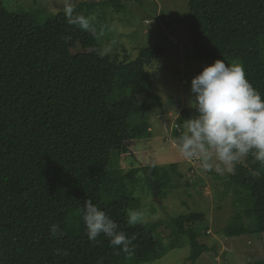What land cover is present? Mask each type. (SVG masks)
Returning a JSON list of instances; mask_svg holds the SVG:
<instances>
[{"label": "trees", "instance_id": "16d2710c", "mask_svg": "<svg viewBox=\"0 0 264 264\" xmlns=\"http://www.w3.org/2000/svg\"><path fill=\"white\" fill-rule=\"evenodd\" d=\"M187 2L188 15L180 22L187 28L192 58L239 60L264 99V0ZM87 6H76L75 13ZM160 51L141 48L136 58L117 61L101 55L98 37L69 25L63 11L37 24L0 3V264H140L169 250L146 225L127 223L128 199H102L103 189L114 182L113 152L134 155L137 140L150 136L144 122L132 118L161 106L145 69ZM139 93L147 100L138 102ZM193 114L195 109H183L176 120L184 124ZM171 134L179 140L183 132ZM142 170L146 184L158 193V167ZM228 182L235 192L245 191L247 203L241 202L221 233H263L260 162L250 153L244 163H235ZM87 198L119 231L134 237L130 253L110 247L103 234L95 242L87 239L80 214ZM202 220L199 212L172 218L176 236L188 240L189 264L210 250L193 228ZM53 223L63 235L50 237ZM56 249L67 255L55 254ZM246 264H264V259Z\"/></svg>", "mask_w": 264, "mask_h": 264}, {"label": "rangeland", "instance_id": "374dc122", "mask_svg": "<svg viewBox=\"0 0 264 264\" xmlns=\"http://www.w3.org/2000/svg\"><path fill=\"white\" fill-rule=\"evenodd\" d=\"M11 13H23L37 24L63 11L64 0H1ZM90 20L85 30L94 33L103 52L117 61L134 59L141 48H160L158 56L145 67L152 89L161 106L152 105L143 116L135 114L133 123L144 122L150 136L137 140L134 155L113 152L114 182L103 189L102 199H128L127 213L142 215L141 224L152 231L159 244L169 250L160 258L140 264H189L190 246L185 236L177 237L172 218L191 212L203 214L193 224L198 240L210 250L195 264H246L264 259V232L226 237L221 230L233 214L247 203L245 191L235 192L228 182L234 165H226L214 156L205 163L199 158H185L178 149L173 130L185 131L177 122L181 110L191 108V78L212 62L194 60L188 31L181 19L188 15L187 0H75ZM264 56V54H263ZM239 64L237 59H225ZM131 94V91H126ZM138 102L146 95H136ZM245 157L236 163H244ZM158 167V193L146 184L142 168ZM264 170V163H260ZM195 182V183H194ZM242 200V201H240Z\"/></svg>", "mask_w": 264, "mask_h": 264}, {"label": "clouds", "instance_id": "9594fccd", "mask_svg": "<svg viewBox=\"0 0 264 264\" xmlns=\"http://www.w3.org/2000/svg\"><path fill=\"white\" fill-rule=\"evenodd\" d=\"M75 7V0H64L66 22L87 30L89 18L75 13ZM190 91L193 98L189 106L195 109V114L185 120V131L177 143L182 156L199 158L205 166L214 156L231 166L251 153L256 161L264 163V99L247 80L241 65L214 60L191 78ZM80 214L90 242L103 234L110 247L124 253L132 251L134 237L119 231L117 223L90 198L84 200ZM141 221V213L135 210L127 213L130 226ZM49 233L52 238L63 235L55 223L49 225ZM55 254L66 256L67 250L56 249Z\"/></svg>", "mask_w": 264, "mask_h": 264}, {"label": "bare ground", "instance_id": "6f19581e", "mask_svg": "<svg viewBox=\"0 0 264 264\" xmlns=\"http://www.w3.org/2000/svg\"><path fill=\"white\" fill-rule=\"evenodd\" d=\"M195 183V182H194ZM198 239V238H197Z\"/></svg>", "mask_w": 264, "mask_h": 264}]
</instances>
